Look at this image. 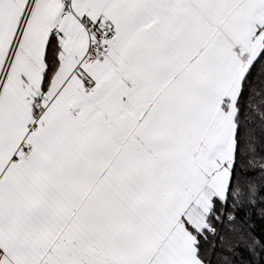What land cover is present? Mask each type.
<instances>
[{
  "label": "snow or ice",
  "instance_id": "snow-or-ice-1",
  "mask_svg": "<svg viewBox=\"0 0 264 264\" xmlns=\"http://www.w3.org/2000/svg\"><path fill=\"white\" fill-rule=\"evenodd\" d=\"M0 264H264V0H0Z\"/></svg>",
  "mask_w": 264,
  "mask_h": 264
}]
</instances>
